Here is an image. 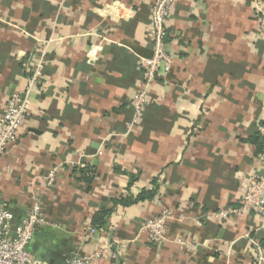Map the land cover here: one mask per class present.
<instances>
[{
    "label": "crops",
    "instance_id": "0c3cea01",
    "mask_svg": "<svg viewBox=\"0 0 264 264\" xmlns=\"http://www.w3.org/2000/svg\"><path fill=\"white\" fill-rule=\"evenodd\" d=\"M153 1L0 0V116L14 92L28 90L29 103L0 157V195L15 223L39 199L49 223L27 245L33 259L65 264L101 246L93 264H251L247 233L264 248V217L215 216L240 207L260 168L255 3L264 0H175L165 39L173 61L137 115L130 99L143 85L139 59L152 53ZM87 166L91 183L80 178ZM153 188L150 199L121 203ZM102 208L106 226L90 234ZM163 210L156 242L140 224Z\"/></svg>",
    "mask_w": 264,
    "mask_h": 264
},
{
    "label": "built area",
    "instance_id": "2783aa9c",
    "mask_svg": "<svg viewBox=\"0 0 264 264\" xmlns=\"http://www.w3.org/2000/svg\"><path fill=\"white\" fill-rule=\"evenodd\" d=\"M174 3L175 0H154L151 6L150 25L147 34L152 53L150 57L139 59V64L143 70V85L130 99V106L137 115L150 101L151 83L156 80L160 73L167 74L173 61L165 49V39L167 36L166 22ZM255 11L259 18L260 35L264 37V5L259 2L255 3ZM87 58L90 60L89 55ZM27 93L28 90L14 92L6 101L0 116V157L7 146L18 139L19 129L29 107L26 98ZM259 133L262 139L261 149L257 155L260 168L251 179L245 181L240 207L218 211L215 216L227 217L239 211H254L257 215L264 217V120L259 128ZM55 172L56 169H53L48 173L47 184L53 183ZM169 217V212L163 210L154 217L144 219L140 224V233H147L149 239L161 242L164 240V232ZM48 223L42 213L39 199L36 197H32L29 210L15 223L13 215L4 207L0 195V264H45L31 257L27 245L35 229ZM89 232L90 234L94 233V228L90 227ZM246 238L251 245V264H264L262 244L248 233ZM102 249L103 247L99 246L91 254L85 255L74 252L66 259L65 264H93L102 258ZM115 256L113 253L112 257Z\"/></svg>",
    "mask_w": 264,
    "mask_h": 264
},
{
    "label": "trees",
    "instance_id": "16d2710c",
    "mask_svg": "<svg viewBox=\"0 0 264 264\" xmlns=\"http://www.w3.org/2000/svg\"><path fill=\"white\" fill-rule=\"evenodd\" d=\"M89 166L81 169V180L87 182V183H91L92 182V178H93V173L92 171L90 170V167L88 168ZM90 170V172L88 171ZM155 189H144L142 190L140 193H138V195L134 198V199H125V200H122L121 203L124 204V205H129V204H132V203H136L138 201H141V200H144V199H150L153 197L154 195V192ZM110 209H100L99 211H97L92 219H91V226L92 228H95V229H103L105 228L106 226V221H107V218L110 214Z\"/></svg>",
    "mask_w": 264,
    "mask_h": 264
}]
</instances>
